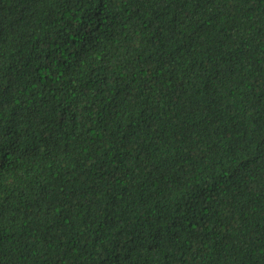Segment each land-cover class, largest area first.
Instances as JSON below:
<instances>
[{"label":"trees","instance_id":"1","mask_svg":"<svg viewBox=\"0 0 264 264\" xmlns=\"http://www.w3.org/2000/svg\"><path fill=\"white\" fill-rule=\"evenodd\" d=\"M0 264H264V0H0Z\"/></svg>","mask_w":264,"mask_h":264}]
</instances>
